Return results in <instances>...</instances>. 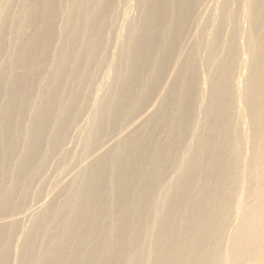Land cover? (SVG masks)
Instances as JSON below:
<instances>
[{"label": "bare ground", "instance_id": "6f19581e", "mask_svg": "<svg viewBox=\"0 0 264 264\" xmlns=\"http://www.w3.org/2000/svg\"><path fill=\"white\" fill-rule=\"evenodd\" d=\"M131 6L0 0V264H264V0Z\"/></svg>", "mask_w": 264, "mask_h": 264}, {"label": "rangeland", "instance_id": "374dc122", "mask_svg": "<svg viewBox=\"0 0 264 264\" xmlns=\"http://www.w3.org/2000/svg\"><path fill=\"white\" fill-rule=\"evenodd\" d=\"M131 7L128 9V10H121L122 12L120 13V14H122L123 16L124 15H128L129 17H131V15H132V17H134V16H136L137 14H138V12H137V10H136V7H135V0H131ZM135 9V10H134ZM125 11V12H124ZM136 14V15H135ZM126 15V16H127ZM131 17V18H132ZM120 18H122V16H120L119 18L117 17L116 18V20L115 21H117V23H116V25H115V27H118L120 24H121V20L122 19H120ZM119 19V20H118ZM118 32H120V29H118L117 30V32H115L114 33V31H113V33H110V40H112V39H114V34H116V33H118ZM113 38H112V37ZM107 45V44H106ZM108 49L109 50H112L113 49V46L111 45V48L110 47H108ZM107 69H104L103 71L104 72H106V73H108V74H106V75H110L111 76V74L108 72V71H106ZM104 75H105V73H103L102 75H100L101 77H104ZM104 81V80H103ZM100 83V82H99ZM103 83V82H102ZM102 83H100L99 85H103ZM241 105H243V104H241ZM243 109H244V106L242 107ZM243 109H242V111H243ZM83 114V115H82ZM244 114V113H243ZM81 115H82V117H81ZM79 117H81V118H79ZM245 118H246V116H243V118H242V121L244 122L245 121ZM88 119V115L87 114H85L84 115V113H80V115H78V117H77V120H76V122H77V126L74 128V127H72V128H74V129H71L70 128V134H69V132H68V134H69V136H68V139L67 138H65V139H67V141H63V143H62V145L64 146V147H62V145H60V143L58 144V147L56 148V150H58V152L56 151V155H57V157L59 156V153L61 154L62 152H63V150L65 149V148H69L70 146H71V148H70V150L72 149V148H76V145H77V143H78V141H79V139H80V130H81V127L84 125V123H85V121ZM240 119V122H241V118H239ZM80 120V121H79ZM81 122V123H80ZM247 123V122H246ZM245 122L242 124V131H243V134L242 135H247V131L249 130L248 129V127H249V125H248V123L246 124ZM82 124V125H81ZM245 130V131H244ZM74 133H75V135L77 136H75L74 135ZM245 133V134H244ZM67 134V135H68ZM75 136V137H74ZM72 141V142H71ZM75 141V143H73ZM65 142H67V143H65ZM73 145V146H72ZM55 152V151H54ZM55 158L54 157H52V158H49V160L46 162L47 164H46V167H45V169H44V172L43 173H41V175H45L47 178H48V181L49 180H52V178H55V176L57 177L59 174H60V171H62V170H65L66 168H67V165L69 164V162H70V159L69 160H67L66 161V159L64 160V161H62V162H60V164H59V162H57V163H54V165H53V162H55L56 161V159L54 160ZM49 161L51 162V163H49ZM56 165V166H55ZM52 166V167H51ZM63 167L65 168V169H63ZM47 168V169H46ZM52 170V171H51ZM49 174H50V177H49ZM41 175L39 176V177H41ZM53 175V176H52ZM38 178H36L35 180H37ZM36 182V183H35ZM34 182V184H37L39 181H35ZM35 206H33L34 208H36V209H39L40 207H41V204L40 205H37V203L36 204H34ZM21 223L22 224H24V225H28L29 224V222L27 221V220H25V221H21Z\"/></svg>", "mask_w": 264, "mask_h": 264}]
</instances>
